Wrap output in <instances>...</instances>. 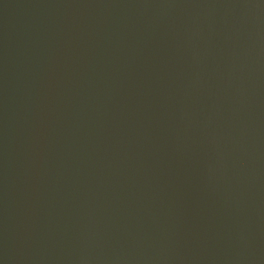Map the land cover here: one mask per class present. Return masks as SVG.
I'll list each match as a JSON object with an SVG mask.
<instances>
[{
    "label": "water",
    "instance_id": "water-1",
    "mask_svg": "<svg viewBox=\"0 0 264 264\" xmlns=\"http://www.w3.org/2000/svg\"><path fill=\"white\" fill-rule=\"evenodd\" d=\"M0 264H264V0H0Z\"/></svg>",
    "mask_w": 264,
    "mask_h": 264
}]
</instances>
